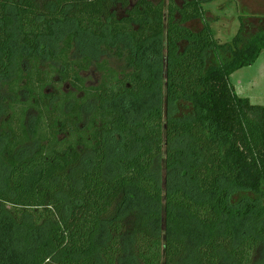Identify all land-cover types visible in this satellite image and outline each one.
<instances>
[{
  "label": "trees",
  "instance_id": "1",
  "mask_svg": "<svg viewBox=\"0 0 264 264\" xmlns=\"http://www.w3.org/2000/svg\"><path fill=\"white\" fill-rule=\"evenodd\" d=\"M212 1L0 0V264H264V16Z\"/></svg>",
  "mask_w": 264,
  "mask_h": 264
},
{
  "label": "rangeland",
  "instance_id": "2",
  "mask_svg": "<svg viewBox=\"0 0 264 264\" xmlns=\"http://www.w3.org/2000/svg\"><path fill=\"white\" fill-rule=\"evenodd\" d=\"M203 8L205 10V19L211 23V26L215 30L216 37L220 42L231 40L237 33L240 27L239 16L241 14L249 13L257 16H264V0H214L212 2H205ZM189 25L193 29L199 30L203 27L204 21L195 19L191 21ZM84 49L82 47L78 48L77 55L86 54L87 49ZM106 57L120 69L125 65L123 60H118L115 56ZM263 69L264 51L255 64L241 68L231 75V81L239 95L249 97L252 103L262 105H264V80L261 75ZM84 75L87 77L88 85H97L101 80V73L96 69H92ZM251 81L257 83L254 88L247 86ZM239 83L243 84L245 87H241ZM242 88L243 91L241 90ZM238 89L240 91H238ZM179 176L180 175L169 174L163 171L161 176L163 186L172 185L174 182L178 183L180 179L178 178ZM238 198L239 196H236L233 201L237 202L239 200ZM235 223L239 239L250 232L252 223L249 220L237 219Z\"/></svg>",
  "mask_w": 264,
  "mask_h": 264
},
{
  "label": "crops",
  "instance_id": "3",
  "mask_svg": "<svg viewBox=\"0 0 264 264\" xmlns=\"http://www.w3.org/2000/svg\"><path fill=\"white\" fill-rule=\"evenodd\" d=\"M257 62V61H256ZM261 75H262V78H263V80H264V69H263V71L261 72ZM255 84H257L256 82H253V81H251V82H249V84L247 85V86H251V88H254L255 87ZM239 85L241 86V87H245L243 84H241V83H239ZM242 91H243V88L241 89ZM238 91H240L239 89H238ZM241 96V95H240ZM243 97H246V96H243Z\"/></svg>",
  "mask_w": 264,
  "mask_h": 264
}]
</instances>
